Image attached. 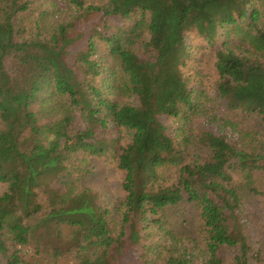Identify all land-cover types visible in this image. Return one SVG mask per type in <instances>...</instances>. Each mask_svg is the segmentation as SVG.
Returning <instances> with one entry per match:
<instances>
[{"label": "trees", "instance_id": "16d2710c", "mask_svg": "<svg viewBox=\"0 0 264 264\" xmlns=\"http://www.w3.org/2000/svg\"><path fill=\"white\" fill-rule=\"evenodd\" d=\"M60 3L67 19L57 16ZM113 16L138 18L110 32ZM90 21L87 45L70 65L75 34ZM189 32L216 48L225 108L264 123V0H0V184L8 185L0 264H123L151 235L143 232L161 229L159 213L184 200L201 211L202 264H225V247L236 253L232 264L262 263L239 215L247 202L264 200V139L206 131L199 140L210 157L189 164L160 120L181 122L201 108L204 93L183 71ZM111 126L132 133L130 143L107 139ZM113 151L125 173L118 223L74 178ZM171 167L179 177L165 187L162 169ZM159 250L146 248L138 262L193 264L187 248Z\"/></svg>", "mask_w": 264, "mask_h": 264}, {"label": "rangeland", "instance_id": "374dc122", "mask_svg": "<svg viewBox=\"0 0 264 264\" xmlns=\"http://www.w3.org/2000/svg\"><path fill=\"white\" fill-rule=\"evenodd\" d=\"M57 16L67 19L68 5L60 3L55 9ZM137 17L131 19H122L117 16L108 19V25L111 31L114 28L129 27L134 24ZM96 21L85 23L76 32V36H81L70 48L71 56L68 61L73 63L74 54L81 52L87 45L91 31ZM226 39H222V44ZM185 43L188 51V58L183 69L184 73L191 79L192 87L197 91L204 93L200 102L201 108L198 112L192 114L187 120L181 122L175 118L161 117V122L167 128V133L179 144H182L186 150V162L189 164L203 163L210 155L211 151L200 143L201 133L209 131L229 139L237 141L244 136L248 139H264V123L253 114L240 111H228L222 102L218 93L219 77L215 69V51L216 48L208 46L205 40L196 32H189L185 35ZM221 43V41H220ZM239 43L234 41L233 47ZM125 102H134L133 99H124ZM76 115V127L84 129L85 124L81 120L80 114ZM102 137L101 131L97 134ZM129 131L121 130L118 127L111 126L106 132L107 139H121L122 145H128L131 141ZM81 160L78 158L76 164ZM90 173L81 177L74 175L78 180L76 188L93 191L102 206L107 207L112 212V217L119 222V209L125 202L126 193L123 190L125 173L118 168L116 152H109L102 157L90 159ZM163 179L161 184L165 187L177 183L179 177V168L162 169ZM59 186L58 183L54 184ZM8 188L6 183L0 184V195L4 194ZM162 219L161 229L154 227L149 232L148 238L143 237L141 245L137 249H132L123 257V264H141L137 258L147 252L146 248L153 247L162 252L163 248L175 244L177 249H188V253L193 254V264H202L207 258L206 255V229L201 219V211L195 205L184 200L179 205L167 207L159 213ZM241 223L246 228L251 244L257 251L261 252L262 263L264 264V200L255 199L245 204L239 215ZM119 229V228H117ZM70 232H65L64 241L69 237ZM154 252L150 258H154ZM225 264H232L236 255L230 248H223L221 251Z\"/></svg>", "mask_w": 264, "mask_h": 264}]
</instances>
